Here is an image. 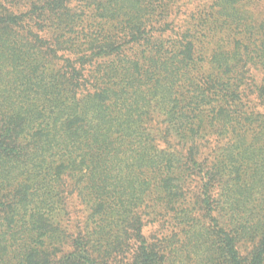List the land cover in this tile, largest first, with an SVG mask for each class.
<instances>
[{"label":"trees","instance_id":"obj_1","mask_svg":"<svg viewBox=\"0 0 264 264\" xmlns=\"http://www.w3.org/2000/svg\"><path fill=\"white\" fill-rule=\"evenodd\" d=\"M178 1L111 0L108 16L125 6L132 26L123 36L87 32L82 42L42 34V7L15 14L0 5V222L8 225L0 232V263L27 231L34 245L22 249L19 263L52 264L57 256L42 241L58 230L70 250L57 264H178L177 253L168 262L169 254L142 236L144 216L135 210L153 194L164 208L172 203L174 229L190 235L194 253L207 263H262L264 214L255 249L243 258L237 244L249 228L233 220L222 227L212 216L211 184L227 174L218 167L206 171L195 137L203 135L210 115L218 122L245 115L247 63L264 72V13L252 24L248 0H206L182 20L174 38L152 44L150 19L159 21L157 31H170L167 21ZM52 6L49 14L60 19L52 27H79L66 5L54 0ZM129 45H142L146 56L127 55ZM201 62L207 71L196 66ZM256 93L264 97V78ZM153 110L188 142L186 151L155 147L147 128ZM240 147L249 150L244 138ZM259 150L263 159L264 147ZM227 157L232 164L230 152ZM230 168L229 174L236 171ZM189 177L200 183L197 219L175 208L187 196ZM39 195L46 200L45 214L36 203ZM74 195L87 215L70 237L45 216L65 212Z\"/></svg>","mask_w":264,"mask_h":264},{"label":"rangeland","instance_id":"obj_2","mask_svg":"<svg viewBox=\"0 0 264 264\" xmlns=\"http://www.w3.org/2000/svg\"><path fill=\"white\" fill-rule=\"evenodd\" d=\"M56 1L59 4L66 5L70 13L76 15L74 19L79 25L78 28L74 27L69 32H59L58 29L51 26V22L58 24L60 21V19L54 18L49 14V11L52 10L54 0H0V5L7 11L15 14L32 11L34 7H42L44 11L42 18H47V21H45L47 24H45L42 34L50 40L56 38L60 40L78 38L82 42L84 40L82 38L86 36L87 32L88 36L93 35L94 37L107 33L110 36H113L112 34L123 36L124 34L122 32L132 26L129 19L130 12L124 6L127 2H122L124 6L123 10L117 11L112 16H108V7H112L110 4L111 0ZM205 1L179 0L173 8L171 18L167 21H172L170 31H157V22L159 21L156 20V17H150V20L154 21L152 23L153 30L151 32L152 39L150 42L154 45L159 41L166 44L168 38H174V34L179 31L178 27L182 25V20L185 21V17ZM247 2L245 10L249 14L248 21H251L252 24H258L264 13V1L248 0ZM98 24L100 26L103 25L101 26L102 29L97 28L96 30L94 28ZM99 30L102 33H99ZM216 38L219 37L216 35ZM212 43L215 44L214 41ZM127 48L128 50L125 53L129 56L134 54L138 55L140 52L141 59L143 56H146V54L143 55L144 47L142 45L141 47L129 45ZM61 54L58 53V56ZM57 64L59 65L61 63L57 62ZM196 66L200 72H205L209 68L205 62L197 63ZM245 70L247 74L244 76L246 79L243 80V83L246 89H249L246 93L247 99L244 100L245 108L243 111L241 110L245 112V115L240 120L236 117L231 119L223 117L222 122L221 120L219 122L212 121V116L210 115L202 129L203 135L199 138L197 136L195 137V144L200 147L202 158L205 159L203 167L206 168V171L213 173L215 168L218 167L224 174H227L220 182L215 181L214 184H211L210 196L214 201L215 209L212 216L218 217V223L222 227L225 226L227 228L230 221L233 220L236 227L249 228V231H246V236L240 238L237 244L238 251L243 258H247L255 249L257 241L255 231L259 227L260 217L264 214V158L261 159L259 150L264 147V97L258 98L259 96L256 93L264 78V72L258 70L257 66L252 64L251 61L247 63ZM191 77L194 79L195 76L191 74ZM254 112L262 116L256 117V113ZM203 116H206V114ZM147 128L158 150L167 148L175 149L179 152L187 150L188 142L180 139L178 132L164 122V118L158 110L152 111L147 121ZM199 130V128L194 129L197 132ZM242 138H244L246 145L249 147L246 153L242 151L243 147L239 148ZM228 152L232 154V164H230V160L227 157ZM198 162H201V160L198 159ZM230 167L235 168L236 171L234 170L233 173L230 172L229 174ZM231 180L235 181L233 182ZM229 185L232 187H228ZM236 186H239L240 191H237ZM200 194L199 178L189 177L188 187H186L187 196L185 199L179 200L175 208H178L177 210L182 215H187L188 218H199L202 214L198 204ZM45 201V198L40 195L36 198V203L40 204L41 209H44L42 210L43 214H45V209H47V206L43 204ZM161 204L158 196L153 194L146 202L140 203L135 210L137 215L144 216L142 236L147 243L169 254L167 258L168 262H171L177 253V256H180L178 264H210L205 261L202 255H196L194 253L195 249L192 247L191 240L189 241L190 235L188 233L185 235V231L182 232L179 228L174 229L172 218L175 210L169 207L172 203L168 204L165 208ZM84 206L79 198L74 195L68 199L65 212L55 210L50 212V217H45L53 224L55 223V225L57 223L61 224L67 234L73 237L78 232L77 227L82 225L87 215ZM27 212L28 214L30 213L29 211ZM15 220L16 226L20 227V218H15ZM7 226H4L0 222V232H4ZM24 232L26 233L19 235L17 237L18 241L9 247L6 255L2 257L0 264H20L19 260L22 249L26 246L31 247V245H34L31 242V235L27 231ZM175 233L179 234H176L174 237ZM19 238H21V241H19ZM66 241L68 244L70 243V239H66ZM63 242L64 236L58 230L51 233L50 239L42 241V245L46 248L51 245L53 253L57 256L56 259H53L52 264H57L56 261L60 259V256L69 252V245H63ZM261 264H264V260Z\"/></svg>","mask_w":264,"mask_h":264}]
</instances>
